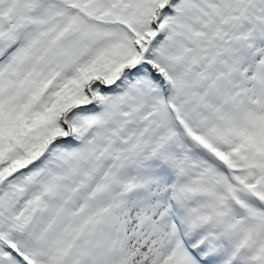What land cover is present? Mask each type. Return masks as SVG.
<instances>
[{
	"label": "snow or ice",
	"instance_id": "snow-or-ice-1",
	"mask_svg": "<svg viewBox=\"0 0 264 264\" xmlns=\"http://www.w3.org/2000/svg\"><path fill=\"white\" fill-rule=\"evenodd\" d=\"M0 264H264V0H0Z\"/></svg>",
	"mask_w": 264,
	"mask_h": 264
}]
</instances>
